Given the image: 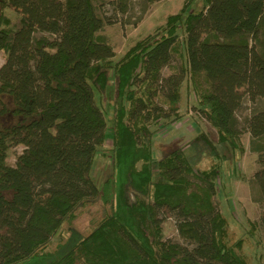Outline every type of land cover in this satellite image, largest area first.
<instances>
[{"label": "trees", "instance_id": "trees-1", "mask_svg": "<svg viewBox=\"0 0 264 264\" xmlns=\"http://www.w3.org/2000/svg\"><path fill=\"white\" fill-rule=\"evenodd\" d=\"M155 1L139 0L134 22ZM133 7L131 0H0V10L19 16L13 25L0 13V117L12 118L0 122V264H248L227 242L213 201L219 166L195 170L179 148L154 164L145 141L150 123L180 118L179 86L188 72L194 108L218 143L234 152L248 133L259 166L254 200L264 203V0H204L188 12L185 3L113 62V48L98 32L125 23L117 16ZM179 44L187 67L164 76ZM110 79L115 172L101 197L109 200L113 183L111 212L52 252V238L75 209L99 196L89 172L106 119L95 92ZM128 186L146 199L129 201ZM167 218L182 243L164 238Z\"/></svg>", "mask_w": 264, "mask_h": 264}, {"label": "rangeland", "instance_id": "rangeland-1", "mask_svg": "<svg viewBox=\"0 0 264 264\" xmlns=\"http://www.w3.org/2000/svg\"><path fill=\"white\" fill-rule=\"evenodd\" d=\"M108 2L110 0H104ZM134 3L132 11L124 16L117 17L125 23H113L106 25L100 35L113 48L115 56L113 62L118 61L125 52L137 41L155 31L156 28L165 23L168 15L176 14L183 5L187 4V12L198 10L202 7L204 0H156L150 5L139 22H134L140 15L138 2ZM106 15L111 14V9L106 5ZM101 10V11H102ZM0 13L7 16L13 25L18 22V14L12 8H4ZM180 38L183 33L180 31ZM181 38V39H182ZM182 40H180L181 43ZM5 54L0 51V66L4 62ZM187 67L184 51L181 44L178 45V52L169 66L162 69L164 76L176 72L179 67ZM110 84L103 92H95L98 104L104 110L106 119V137L98 148L91 169L90 178L100 191L99 196L84 201L74 211V216L66 221L55 235L48 247L54 251L59 244L66 241H75L80 236H85L88 231L101 218L111 212V201L115 187L110 184L109 193H112L109 202L101 197L105 188V182L113 179L115 172L113 165V138H112V106L114 104V84ZM202 86H204L200 79ZM179 113L180 118L171 123L160 120L157 124L150 123L149 129L152 135L145 142L151 148L154 164L163 159L171 150L180 149L187 156L191 166L195 170H207L211 165L219 166L215 177L216 193L213 196L214 204L221 217L226 221V240L233 244L235 251L241 255L248 264H264V227L259 224V219L264 214V203H257L254 199L257 196L256 186L252 176L258 169L257 155L249 149V135L243 132L239 137L240 149L234 152L226 149L217 141V134L214 128L207 122L204 116L196 109L197 95L193 88L192 79L187 72L179 86ZM7 107H12L8 98H3ZM161 104V103H160ZM247 110L242 112L245 115ZM10 116L0 117V122H10ZM22 147H14L7 158L9 164L15 161V154L20 153ZM139 166V164H137ZM153 179H157L158 172L155 165L152 168ZM126 194L129 201L136 197L146 199L141 194L128 186ZM164 238H169L182 243L178 237L174 221L167 218L162 223ZM76 238V239H75Z\"/></svg>", "mask_w": 264, "mask_h": 264}]
</instances>
